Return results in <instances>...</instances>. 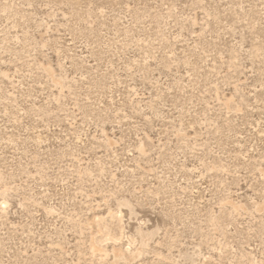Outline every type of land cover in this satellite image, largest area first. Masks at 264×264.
Returning <instances> with one entry per match:
<instances>
[{"label":"rangeland","instance_id":"1","mask_svg":"<svg viewBox=\"0 0 264 264\" xmlns=\"http://www.w3.org/2000/svg\"><path fill=\"white\" fill-rule=\"evenodd\" d=\"M0 264H264V0H0Z\"/></svg>","mask_w":264,"mask_h":264}]
</instances>
